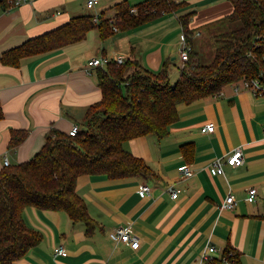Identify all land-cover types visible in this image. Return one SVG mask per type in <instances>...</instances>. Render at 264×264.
<instances>
[{
    "label": "crops",
    "instance_id": "obj_1",
    "mask_svg": "<svg viewBox=\"0 0 264 264\" xmlns=\"http://www.w3.org/2000/svg\"><path fill=\"white\" fill-rule=\"evenodd\" d=\"M144 1L99 0L90 10L87 0H30L0 12V57L73 18L99 13L114 22L117 5L127 2L135 6ZM176 2L185 6L134 29L118 31L114 27L116 32L103 38L94 28L83 40L25 58L19 67L0 63L4 112L0 171L6 159L11 165L33 159L52 130L69 133L76 125L85 129L88 109L102 100L99 70L107 67L88 72L91 60L105 58L111 63L123 57L152 73H159L169 62L174 84L182 64L180 16L195 12L190 23L194 41L216 42L227 31L233 12L230 0ZM178 114L167 136L150 134L124 143V149L143 159L154 176L78 178L76 192L96 222L91 232L66 212L26 208V225L43 239L15 264H220L218 257L228 250L237 255L232 264H264V94L255 95L243 82L228 85L217 96L181 105ZM209 125L214 131L202 132ZM12 129L28 132L17 148L10 147ZM188 144L193 148L184 151ZM237 149L242 151L244 163L228 165L227 158ZM217 159L225 161L222 172L212 168ZM183 166L192 171L190 176L183 175ZM143 185L150 186L148 195L141 194ZM170 186L180 191L177 199L168 192ZM250 188L258 190L253 203L247 199ZM230 194L235 196L236 207L222 209ZM121 227L129 228L139 239L138 250L112 242L110 233ZM211 245L218 249L217 255L211 262H202L203 252ZM58 247L67 256H56Z\"/></svg>",
    "mask_w": 264,
    "mask_h": 264
},
{
    "label": "trees",
    "instance_id": "obj_2",
    "mask_svg": "<svg viewBox=\"0 0 264 264\" xmlns=\"http://www.w3.org/2000/svg\"><path fill=\"white\" fill-rule=\"evenodd\" d=\"M230 1L233 12L228 21L236 28L216 37L218 47L211 64L204 65L194 51L190 23L195 12L184 14L180 23L193 49L174 84L169 62L159 73L144 70L135 60L121 65L111 62L99 70L102 100L88 109L85 129L76 136L52 130L33 159L4 166L0 171V264H15L42 242V235L23 219L26 208L66 212L73 222L84 223L91 232L96 222L76 192L79 177H152L146 162L124 149L125 142L150 134L167 136L170 126L179 119L181 105L217 96L228 85L254 79L264 85V0ZM184 6L176 0H146L135 6L123 2L115 7L114 22L103 15L99 24L92 17L73 18L4 52L0 63L19 67L25 58L83 40L94 28L107 38L116 32L114 27L128 31ZM3 118L0 104V120ZM27 137V131L12 129L10 147H19ZM191 148V144L183 146L184 151Z\"/></svg>",
    "mask_w": 264,
    "mask_h": 264
},
{
    "label": "built area",
    "instance_id": "obj_3",
    "mask_svg": "<svg viewBox=\"0 0 264 264\" xmlns=\"http://www.w3.org/2000/svg\"><path fill=\"white\" fill-rule=\"evenodd\" d=\"M29 1L30 0H7V2L4 4L0 3V12H6L12 8L20 7L23 4L28 3ZM98 5H99V0H87L86 3L87 8L90 10L95 9ZM133 12H135V10ZM100 18H101V14L99 13H96L94 16H92V20L96 24L100 22ZM191 52H192V45L187 41V38L184 34V39L182 41V45L179 50V59L183 64V66L189 60ZM114 62H116L118 65H121L125 62V59L123 57H119ZM108 64L109 61L105 58L93 59L87 64L86 71L91 72V70L93 69L103 68ZM243 84L247 89H250L257 96H262L264 94V85L261 84V82L258 79H254L250 81L246 80L243 81ZM214 129L215 128L213 125H209L203 128L202 132L204 133L213 132ZM80 130H81L80 127L76 125L70 130L69 134L71 136H76L80 132ZM263 132H264V126H263ZM226 163L231 166H238L243 164L244 157L242 151L240 149L235 150L231 154V156L227 158ZM224 164L225 161L223 159H217L212 165L214 172H222ZM6 165H9V161L7 159H6ZM181 171L185 176H190L192 174V171L186 166H183L181 168ZM150 191L151 188L148 185H143L141 187L142 195H148ZM168 192L171 193L173 199H177L180 194V191L175 189L173 186L168 187ZM257 194H258V190L256 188H250L248 190V197H247L248 201L251 203L255 202L257 198ZM236 205L237 202L235 196L233 194H230L226 198L225 202L221 205V208L232 210L236 207ZM110 239L112 240L113 243L117 245L126 244L132 250H138L140 248L139 239L136 236H134V234L129 228L121 227L114 229L110 233ZM217 253H218V249L216 248V246L213 245L208 246L201 256V261L211 262L212 260H214ZM55 255L67 256V252L63 247H58L55 249ZM218 258L220 259L221 264H232L236 258V253L234 251L224 252Z\"/></svg>",
    "mask_w": 264,
    "mask_h": 264
},
{
    "label": "rangeland",
    "instance_id": "obj_4",
    "mask_svg": "<svg viewBox=\"0 0 264 264\" xmlns=\"http://www.w3.org/2000/svg\"><path fill=\"white\" fill-rule=\"evenodd\" d=\"M234 28H236L234 24L228 23V26L227 28H225V30L229 31V30H233ZM193 44H194V51L196 53H199L200 61L204 65L211 64L214 58V53H215L214 51L218 47L217 43L211 40H208V39L198 38V39H195V41L193 40ZM182 67H183V64H181V67H180L181 70H182ZM177 75L179 77V73Z\"/></svg>",
    "mask_w": 264,
    "mask_h": 264
}]
</instances>
